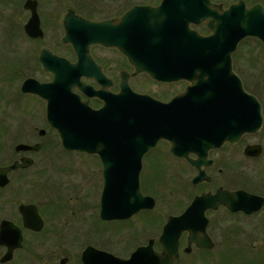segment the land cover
Instances as JSON below:
<instances>
[{"label": "flooded vegetation", "instance_id": "obj_1", "mask_svg": "<svg viewBox=\"0 0 264 264\" xmlns=\"http://www.w3.org/2000/svg\"><path fill=\"white\" fill-rule=\"evenodd\" d=\"M211 1L228 8L240 0ZM244 1L249 7L259 3L264 6L260 0L253 4ZM179 2L0 0L3 27L0 36V264H264L262 228L255 239L262 243L258 247L255 241L248 240L249 232L244 226L253 216L262 215L260 219H264V205L248 213L212 200L213 197L220 199L216 195L219 190L242 189L264 197V189L246 187L243 180L247 177L242 170L238 169L241 173L238 183L233 178L226 179L228 172L224 173L214 153L230 143L209 151L212 162L202 166L206 177L197 182L199 167L170 150L191 168L194 175L190 187L199 190L195 194L177 196L178 210L173 213L143 190L142 172L148 152L143 158L141 191L154 198V206L143 208L129 218L108 220L102 217L101 157L97 153L65 148L50 119L49 100L42 92L55 90L57 77L66 81L65 62L78 63L85 56L95 62L90 70L98 71L103 78L82 74L81 82L93 90L119 93L126 80L134 91L160 99L133 85L132 80L143 75L160 84H183L181 91L163 101L183 92L191 83L189 80L162 81L146 71L136 72L135 65L119 46L104 42L128 39L135 43V49L145 45L155 48L153 26L178 21ZM130 12L128 26L131 28L127 31L124 19ZM180 16L199 34L206 36L212 32L205 21L195 20L198 17L190 19L188 12ZM95 24L98 27L94 28ZM98 36L104 41H94ZM234 53L233 68L240 76ZM43 58L48 59V67ZM59 85L65 87L61 82ZM244 86L247 89L245 83ZM73 91L95 109L105 104L103 98L89 95V91L78 85ZM260 102L264 112V104ZM248 134L253 133L243 135L235 145L242 143ZM160 142L169 144L170 149L167 140ZM249 144L254 143L246 146ZM263 152L264 147L259 156L244 154L248 159H256ZM56 155L61 160L60 166L54 169ZM82 157L94 164L98 159L102 164L100 194L94 193L92 183L87 187L85 180L71 177L78 173L77 169H82V166L77 167V159ZM190 157L196 159L197 155L191 153ZM72 159L74 162L68 161ZM54 171H58V175ZM207 193L210 195H205ZM159 206L161 209L152 214ZM189 209L190 215L182 222L184 227L178 237L175 238V233L167 234L169 218L183 216ZM126 223L127 227L122 225Z\"/></svg>", "mask_w": 264, "mask_h": 264}, {"label": "water", "instance_id": "obj_2", "mask_svg": "<svg viewBox=\"0 0 264 264\" xmlns=\"http://www.w3.org/2000/svg\"><path fill=\"white\" fill-rule=\"evenodd\" d=\"M179 5L178 21L153 26L152 41H156L157 48L145 45L143 49H135V43L128 39L104 41L98 36L94 40L119 46L135 65L136 72L146 71L162 81L189 80L186 89L173 99L163 101L138 93L126 80L119 93L93 90L81 82L82 74L103 78L98 71L90 70L95 62L87 56L78 63L65 62L66 81L57 77L55 90L42 92L49 100L50 119L63 146L97 153L102 159L104 219L129 218L154 206V198L141 191V172L144 156L161 140L170 143L174 155L199 167L197 182L206 177L202 166L212 162L211 149L221 148L225 143L237 144L243 135L256 133L263 127L262 103L245 88L233 68V53L245 37L254 36L264 42L263 4L249 7L240 0L223 8L211 0H180ZM182 12H188L190 19L198 17L195 20L205 21L212 32L203 36L189 28L187 20L180 19ZM129 16L131 12L124 19L126 29L131 28ZM43 61L48 67V59ZM60 82L65 84L64 88ZM76 85L89 91V95L103 98L104 106L95 109L88 101H82L73 91ZM262 149L261 144L254 143L247 145L244 152L259 156ZM191 153L197 158L192 159ZM216 195L220 199L213 197L214 203L222 201L232 210L252 213L264 205L263 196L242 189L219 190ZM190 211L170 217L167 234L175 233L177 238Z\"/></svg>", "mask_w": 264, "mask_h": 264}, {"label": "rangeland", "instance_id": "obj_3", "mask_svg": "<svg viewBox=\"0 0 264 264\" xmlns=\"http://www.w3.org/2000/svg\"><path fill=\"white\" fill-rule=\"evenodd\" d=\"M217 1L230 3L235 0ZM256 1L259 0H247L249 4H253ZM260 1L264 2V0ZM2 34L3 27L0 25V36ZM234 56L236 69L247 86V89L256 94L264 104V44L255 37H247L241 41L234 53ZM132 83L135 87L145 89L162 100L170 99V97L175 95L178 91H181L183 88L182 83L171 85L160 84L152 81L148 77H144L143 75L133 79ZM255 142L261 143L264 147V125L259 132L246 135L242 143L238 145L228 144L223 149L215 152L214 156L217 160L220 159L221 166L224 168V173L228 172L226 178L227 180L229 178H233L238 183L237 180L241 177V173L238 172L239 169V171L242 170L244 176L247 177L246 180H243L247 183V188L252 190H263L264 152L260 158L256 159H248L244 154V147L246 144ZM60 160L61 159H58V155H56V164L54 169H57L60 166L58 164ZM68 161L74 162L73 159ZM77 163V167L82 166V169H77L78 176L75 173L71 177L75 176L78 180H85L84 184L87 185V187L88 183H92L94 193L100 194L101 192L99 191L102 189L103 178L102 164L98 161V159L94 164L91 161H87V158L84 157L77 159ZM55 173L58 175L59 172L56 171ZM142 174V187L144 192L155 196L158 200V204L165 206L169 213H173L178 210L175 206V199L177 196L195 194L199 191L190 187L191 178L194 175L191 168L185 160H181L172 155L170 153L169 144L165 142H160L154 150L146 155ZM186 184L189 186L187 185L185 187ZM206 185L209 184H205V186ZM236 186L242 187L241 184H237ZM88 189H90V187ZM160 209L161 208L159 206L152 212V214L155 211L158 212ZM155 214L156 213H154V215ZM261 217L253 216V219L249 218L246 220V224L244 226L246 228V232H249V234H247L249 241H255V239L260 236L258 233L261 232V228L264 236V219H260ZM122 225L127 227L128 223ZM255 242L258 247L262 245L261 241Z\"/></svg>", "mask_w": 264, "mask_h": 264}]
</instances>
